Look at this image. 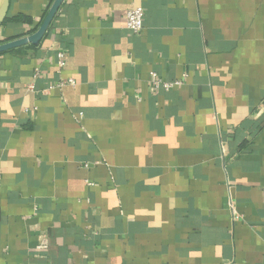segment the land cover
Returning a JSON list of instances; mask_svg holds the SVG:
<instances>
[{"label":"crops","instance_id":"1","mask_svg":"<svg viewBox=\"0 0 264 264\" xmlns=\"http://www.w3.org/2000/svg\"><path fill=\"white\" fill-rule=\"evenodd\" d=\"M0 264H264V0H64L1 54Z\"/></svg>","mask_w":264,"mask_h":264},{"label":"water","instance_id":"2","mask_svg":"<svg viewBox=\"0 0 264 264\" xmlns=\"http://www.w3.org/2000/svg\"><path fill=\"white\" fill-rule=\"evenodd\" d=\"M11 0H0V29L3 27L10 10ZM64 0H55L40 28L30 36L0 44V55L27 45L38 46L48 32Z\"/></svg>","mask_w":264,"mask_h":264},{"label":"built area","instance_id":"3","mask_svg":"<svg viewBox=\"0 0 264 264\" xmlns=\"http://www.w3.org/2000/svg\"><path fill=\"white\" fill-rule=\"evenodd\" d=\"M126 27L127 29L134 35H140L144 29V11L140 7L133 8L127 12L126 15ZM66 66V59H65V53L60 52L58 54V67L59 69H63ZM153 85L155 87L163 86L166 90H171L175 86H179L181 83H163L161 80H159L156 76V74H151ZM66 84L74 85V81L70 80L67 83H60L55 87H51V89L56 87H63Z\"/></svg>","mask_w":264,"mask_h":264},{"label":"trees","instance_id":"4","mask_svg":"<svg viewBox=\"0 0 264 264\" xmlns=\"http://www.w3.org/2000/svg\"><path fill=\"white\" fill-rule=\"evenodd\" d=\"M4 43V42H3ZM31 46H33V45H31ZM34 47V46H33ZM14 51V50H13ZM13 51H11V52H13Z\"/></svg>","mask_w":264,"mask_h":264}]
</instances>
